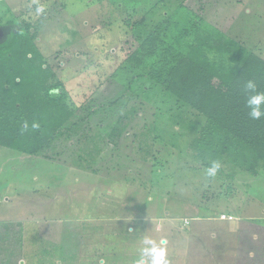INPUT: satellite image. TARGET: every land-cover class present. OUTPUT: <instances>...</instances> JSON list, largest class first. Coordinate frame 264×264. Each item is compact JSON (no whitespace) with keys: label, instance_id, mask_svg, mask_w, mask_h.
<instances>
[{"label":"rangeland","instance_id":"374dc122","mask_svg":"<svg viewBox=\"0 0 264 264\" xmlns=\"http://www.w3.org/2000/svg\"><path fill=\"white\" fill-rule=\"evenodd\" d=\"M181 3L264 58V0H0V24L34 26L76 107L40 153L0 146V264H133L145 235L170 264H264V171L208 177L191 146L205 118L125 65ZM222 210L256 219L234 237Z\"/></svg>","mask_w":264,"mask_h":264},{"label":"trees","instance_id":"16d2710c","mask_svg":"<svg viewBox=\"0 0 264 264\" xmlns=\"http://www.w3.org/2000/svg\"><path fill=\"white\" fill-rule=\"evenodd\" d=\"M0 28V146L36 155L76 107L38 48L34 26L14 15ZM138 40L125 65L143 89L169 95L205 118L191 143L205 167L216 160L252 175L264 171V118H249L243 93L249 79L264 90V58L184 3ZM33 122L40 127L33 129ZM154 166L158 175L163 165Z\"/></svg>","mask_w":264,"mask_h":264},{"label":"clouds","instance_id":"9594fccd","mask_svg":"<svg viewBox=\"0 0 264 264\" xmlns=\"http://www.w3.org/2000/svg\"><path fill=\"white\" fill-rule=\"evenodd\" d=\"M44 10V6L38 5L36 8L37 15L44 12ZM243 93L249 118L252 120L264 118V90L260 89L258 82L255 79L245 81ZM39 127V123L33 122V129H38ZM220 168V162L213 160L211 165L206 169V175L208 177H215ZM140 243L142 247L138 250L139 257L133 261V264H170V261L167 259L166 241H158L145 235L141 238Z\"/></svg>","mask_w":264,"mask_h":264},{"label":"crops","instance_id":"0c3cea01","mask_svg":"<svg viewBox=\"0 0 264 264\" xmlns=\"http://www.w3.org/2000/svg\"><path fill=\"white\" fill-rule=\"evenodd\" d=\"M247 174H249L250 175V173H247ZM4 186H6V184L4 185ZM4 192L6 191V188L3 190ZM2 191V192H3ZM0 193H1V191H0ZM252 196V195H251ZM254 199H256V200H258V198L255 196L254 197ZM259 201H260V199H259ZM262 201V200H261ZM14 202V201H13ZM13 202H10V201H8V202H5V203H3L2 205L4 206V208H5V206H7V205H9V204H12ZM1 206V205H0ZM0 210L3 212V209H2V207L0 208ZM226 211V210H225ZM225 211H223L222 210V212L220 213L221 214V216L219 217L220 219H222V220H229V221H237V224H235V223H231V224H229V225H227V226H229L230 227V229H229V234L231 235V236H234V237H238V234L241 232V230H244V228H248V227H250V222H247V220H249V219H256V217H254V216H252V215H249V214H247V216H244V217H240V216H234L233 217V214H231L230 212H225ZM222 215H226L227 217L228 216H232V219H230V218H223L222 217ZM197 218L199 217V216H196ZM4 221H6V220H4ZM3 220H0V223H3L4 222ZM188 222V221H187ZM186 222V223H187ZM188 224V223H187ZM254 224H258V223H252V225H254ZM251 225V226H252ZM244 233H247V234H249L250 233V231L249 230H247L246 232H244ZM22 234H23V232H22V230L19 228V227H17V226H15V230L11 233V236H9L10 237V239H9V241H6L5 243H8V242H12L13 241V244L15 245V250H18L19 252V255L22 253V251H23V247H22V245H23V242H22Z\"/></svg>","mask_w":264,"mask_h":264},{"label":"water","instance_id":"95a60500","mask_svg":"<svg viewBox=\"0 0 264 264\" xmlns=\"http://www.w3.org/2000/svg\"><path fill=\"white\" fill-rule=\"evenodd\" d=\"M4 37V30L0 28V40Z\"/></svg>","mask_w":264,"mask_h":264},{"label":"built area","instance_id":"2783aa9c","mask_svg":"<svg viewBox=\"0 0 264 264\" xmlns=\"http://www.w3.org/2000/svg\"><path fill=\"white\" fill-rule=\"evenodd\" d=\"M222 217H223V218H230V219H232V216H228V217H227L226 215H222Z\"/></svg>","mask_w":264,"mask_h":264}]
</instances>
